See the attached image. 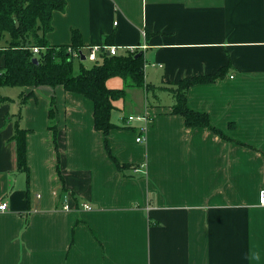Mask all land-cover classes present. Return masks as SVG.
Returning a JSON list of instances; mask_svg holds the SVG:
<instances>
[{"label":"crops","instance_id":"crops-1","mask_svg":"<svg viewBox=\"0 0 264 264\" xmlns=\"http://www.w3.org/2000/svg\"><path fill=\"white\" fill-rule=\"evenodd\" d=\"M66 4L53 15L52 46L70 45L77 30L85 51L107 39L120 55L146 47L139 51L152 96L169 98L129 99L113 111L119 129L108 145L130 166L120 172L95 129L92 101L63 87L25 89L35 94L21 120L27 179L7 120L19 113L22 90L1 89L12 102L0 101V204L8 209L0 211V264H264V0ZM222 68L224 77L193 86L187 102L230 140L170 114V88ZM52 97L64 184L49 128ZM135 115L148 123H129Z\"/></svg>","mask_w":264,"mask_h":264},{"label":"trees","instance_id":"trees-1","mask_svg":"<svg viewBox=\"0 0 264 264\" xmlns=\"http://www.w3.org/2000/svg\"><path fill=\"white\" fill-rule=\"evenodd\" d=\"M66 0H0V39L5 44L0 49V90L7 88H39L63 87L67 92L80 94L95 105V129L106 137L105 146L111 159L116 162L121 172L129 165H120L111 153L108 137L114 129H119L112 119L116 109V101L126 99L127 89H144L148 94L153 90L146 82V60L142 52L134 55H104L102 63H95L87 68L79 59L74 57L75 52L85 50L83 36L77 30L73 31L70 45L52 46L47 35L53 30V15L64 11ZM106 40L105 45H111ZM39 48L38 54L34 49ZM140 56H137V55ZM36 60V61H35ZM75 61L80 62L79 72L75 73ZM226 69L219 73L207 76H194L178 82L169 91L173 95L175 104L171 107V115H181L185 119L187 128H205L221 139L230 140L222 131L217 129L210 116L192 111L188 106L189 90L195 85L214 83L226 75ZM124 78L125 88L113 89L108 86L112 78ZM22 90L20 96V111L17 115L8 116L9 122H14V134L11 139L16 143L17 165L19 171L29 179L30 168L27 165L26 141L28 130L22 127V112L34 92L26 93ZM2 104L12 102L8 97H2ZM50 129L54 135L55 149L57 150V175L64 184L61 170V155L59 149V131L55 120V98L49 103Z\"/></svg>","mask_w":264,"mask_h":264},{"label":"built area","instance_id":"built-area-1","mask_svg":"<svg viewBox=\"0 0 264 264\" xmlns=\"http://www.w3.org/2000/svg\"><path fill=\"white\" fill-rule=\"evenodd\" d=\"M146 47H134L133 49H127L125 55H134L136 52H141L139 49H145ZM119 48L115 46H104V47H90L88 51L82 50L80 52H75L74 57L81 60V57L84 56L85 61L93 62V63H99L103 59L104 55L107 54L109 56H118L120 54ZM35 54H38L40 52L39 48H35L34 50ZM136 120L142 121L145 123H148V119L145 116H136V117H129L128 122H135ZM142 132H144V128H142ZM143 138L140 136V138H137V142H142ZM40 197V196H39ZM260 205L264 207V191L260 193L259 197ZM86 210H92V208L88 205H84ZM65 210H69V207L65 205ZM7 204L2 203L0 204V211L7 212Z\"/></svg>","mask_w":264,"mask_h":264},{"label":"rangeland","instance_id":"rangeland-1","mask_svg":"<svg viewBox=\"0 0 264 264\" xmlns=\"http://www.w3.org/2000/svg\"><path fill=\"white\" fill-rule=\"evenodd\" d=\"M5 40H3L1 43L4 45L5 44ZM76 63H75V73H78L79 72V66H80V62H78V61H75ZM87 68H90V67H92L95 63H93V62H89V61H83L82 62ZM112 80H115V81H113V83H109L108 85H109V87L110 88H114V89H120V88H125L124 87V85L126 84V82H125V79L124 78H113ZM112 82V81H111ZM9 89H11L10 91L11 92H13V91H15V90H13L12 88H9ZM18 90H24V89H21V88H18L16 91H18ZM140 94H142V96L140 97ZM156 94H157V98H155V97H153L152 96V92H150L149 93V96H148V100H146V96H145V94H144V92H143V90L142 89H138V88H136V89H133V90H131V89H127V97H126V99H120L119 101H116L115 102V104H116V106H119L120 104L122 105L121 107H123V105H124V102H126V101H129V99H130V101L131 102H135V101H144V102H151V103H154V102H157V103H159L160 102V100H161V102L162 103H165L167 100H168V95L167 94H161V93H159V92H156ZM160 97V98H159ZM140 98L142 99V100H140ZM131 102H127V108H126V110H123V111H121V113H128L129 112V105H130V103ZM125 108V106L123 107V109ZM139 115V114H138ZM137 115H135V117H136ZM137 124V123H136Z\"/></svg>","mask_w":264,"mask_h":264},{"label":"water","instance_id":"water-1","mask_svg":"<svg viewBox=\"0 0 264 264\" xmlns=\"http://www.w3.org/2000/svg\"><path fill=\"white\" fill-rule=\"evenodd\" d=\"M137 56H140L139 54ZM36 61V60H35ZM81 61H84L85 62V58L84 56L81 57Z\"/></svg>","mask_w":264,"mask_h":264}]
</instances>
